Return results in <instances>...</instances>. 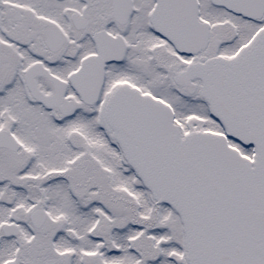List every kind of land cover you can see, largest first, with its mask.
Instances as JSON below:
<instances>
[{
  "label": "snow or ice",
  "instance_id": "6c2138e0",
  "mask_svg": "<svg viewBox=\"0 0 264 264\" xmlns=\"http://www.w3.org/2000/svg\"><path fill=\"white\" fill-rule=\"evenodd\" d=\"M0 264H264V0H0Z\"/></svg>",
  "mask_w": 264,
  "mask_h": 264
}]
</instances>
